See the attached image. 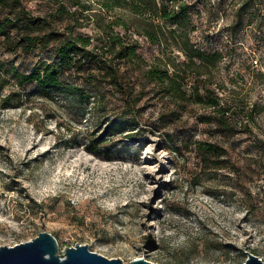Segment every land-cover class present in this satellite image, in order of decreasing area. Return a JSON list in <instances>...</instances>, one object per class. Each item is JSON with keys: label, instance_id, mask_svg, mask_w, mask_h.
<instances>
[{"label": "rangeland", "instance_id": "rangeland-1", "mask_svg": "<svg viewBox=\"0 0 264 264\" xmlns=\"http://www.w3.org/2000/svg\"><path fill=\"white\" fill-rule=\"evenodd\" d=\"M48 1L24 0L35 16L56 9ZM78 1L91 2L94 11L85 14L99 9L96 0ZM156 4L169 6L177 19L175 24L160 20L161 43L142 35L143 20L152 19L145 4L135 7L140 22L129 9L116 11L129 28L116 30L139 41L138 53L147 63L183 62L186 44L220 52L223 58L209 83L221 96L254 105L251 129L224 137L202 122L210 110L188 104L176 121L167 117L163 101L144 96L146 132L136 143L126 136L131 121L119 117V95L107 94L100 106L94 98L83 104L71 93L46 99L35 84L21 86L12 72L34 67L39 52L6 53L0 47V246L49 232L61 254L83 244L126 264L138 258L159 264H243L248 253L264 261V144L259 143L264 142V0ZM183 6L186 12L177 16ZM82 32L93 36L95 23ZM199 65L191 72L205 70ZM128 69L143 84L146 66ZM9 94H14L12 105L2 107ZM114 118L118 127L108 133ZM165 124L175 140L190 144L189 151L168 150ZM197 142L227 148V167L202 168L191 147Z\"/></svg>", "mask_w": 264, "mask_h": 264}, {"label": "trees", "instance_id": "trees-1", "mask_svg": "<svg viewBox=\"0 0 264 264\" xmlns=\"http://www.w3.org/2000/svg\"><path fill=\"white\" fill-rule=\"evenodd\" d=\"M156 1L96 0L92 2L99 9L90 15L85 12L94 11L91 2L49 0V5L56 9L49 10L44 16H35L24 0H0V47L6 53L32 55L39 52L40 59L34 67L24 73L13 67L12 72L21 86L35 84L46 99L53 98L55 93H71L83 104L90 103L94 98L95 105L100 106L107 99V94L119 95L122 102L119 117L131 121L133 129L126 136L136 143L141 142L146 132L141 122L145 107L140 105L144 96L163 101V105L168 106L165 111L167 117L176 121L180 118L179 110H186L188 104H195L210 110L207 116H201V120L215 134L233 138L249 131L256 115L253 113L254 105L250 106L239 98L221 96L209 83L213 70L223 58L220 52L209 53L186 44L182 49L187 59L183 62L167 64L155 60L147 63L138 53L139 41L116 30L117 27L129 30L122 13L116 11L129 9L137 18L140 11L135 7L140 3L145 4L144 12L149 13L152 19L143 20L146 30L142 35L151 42L161 43L163 33L160 20L175 24L177 19L173 17L175 11H169L166 4L158 9ZM185 12L183 6L176 13L180 16ZM140 19L135 20L140 22ZM58 20L62 21L60 28L56 26ZM85 21L88 22L86 25ZM93 22L96 30L93 36L82 32V28ZM197 61L199 67L205 70L193 73L191 69L197 65ZM130 64L139 68L146 66L142 74L143 84L128 75ZM203 75L206 77L203 78ZM147 86L150 87L147 89ZM13 97L14 94L4 96L1 106H11ZM164 114L161 115L162 120ZM118 120H107L106 132L116 130ZM169 127V124H165L163 129L166 132L162 133V137H166L168 150L176 153L184 147L189 151L190 144L175 140ZM259 143L264 144L263 140ZM191 147L200 158L202 168L220 170L227 167L224 157L229 150L223 145L197 142Z\"/></svg>", "mask_w": 264, "mask_h": 264}, {"label": "water", "instance_id": "water-1", "mask_svg": "<svg viewBox=\"0 0 264 264\" xmlns=\"http://www.w3.org/2000/svg\"><path fill=\"white\" fill-rule=\"evenodd\" d=\"M248 253V252H246ZM0 264H126L120 258L110 259L93 252L87 245L76 244L60 253L57 238L49 232H41L32 240L14 246H0ZM129 264H159L144 258ZM243 264H264L258 256L248 253Z\"/></svg>", "mask_w": 264, "mask_h": 264}]
</instances>
